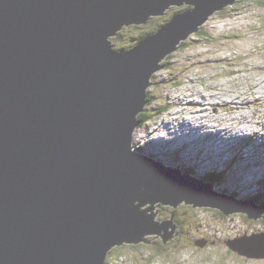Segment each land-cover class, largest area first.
<instances>
[{"label":"water","instance_id":"water-1","mask_svg":"<svg viewBox=\"0 0 264 264\" xmlns=\"http://www.w3.org/2000/svg\"><path fill=\"white\" fill-rule=\"evenodd\" d=\"M236 1L0 0V264H104L122 245L166 244L177 225L156 221L161 207L262 219L255 200L131 148L161 63ZM173 7L186 9L113 48ZM224 244L264 260V232Z\"/></svg>","mask_w":264,"mask_h":264},{"label":"rangeland","instance_id":"rangeland-1","mask_svg":"<svg viewBox=\"0 0 264 264\" xmlns=\"http://www.w3.org/2000/svg\"><path fill=\"white\" fill-rule=\"evenodd\" d=\"M240 1L215 12L200 27L203 35H190L162 62L163 68L152 77L145 110L155 116L160 105L168 109L134 131L131 148L143 155L153 152L152 158L164 166L191 169L199 179L213 171L220 175L214 184L209 182L216 191L237 200L257 197L264 203V5ZM162 21V17L153 20L143 31ZM138 34L124 28L120 37L112 38L116 39L113 48H131L130 39ZM188 114L192 115L184 117ZM176 117L178 134L183 133L179 142L192 139V146L174 152L179 145L172 142H178L177 137L165 143L154 134ZM184 206L158 210L156 221L169 220L173 212L177 236L169 242L162 244L157 238L154 247L113 248L104 264H264V260L241 258L224 244L264 232V216L254 222L245 215ZM204 237L212 244L197 247L194 242Z\"/></svg>","mask_w":264,"mask_h":264},{"label":"trees","instance_id":"trees-1","mask_svg":"<svg viewBox=\"0 0 264 264\" xmlns=\"http://www.w3.org/2000/svg\"><path fill=\"white\" fill-rule=\"evenodd\" d=\"M240 1V0H239ZM248 1H251V0H241L240 2H248ZM251 2H254V3H259V4H263L264 5V2H261V1H251ZM174 8V7H173ZM183 8H186V7H182L181 9L180 8H175L176 10L175 11H173V12H171L170 14L168 13V14H166L164 17H162V19H163V21L159 24V25H157L155 28H150L149 27V29H147L146 31H143L144 30V27H148V25H144V26H130L131 28H133V29H136V30H138V32L140 33V34H138V35H136V36H133V37H131V39H130V47H132V46H134L135 44H137L140 40H142L145 36H147V35H149V34H151L152 32H154V31H156L162 24H164V23H166L167 21H169V19L172 17V15H174V14H176V13H178L180 10H182ZM161 18V17H160ZM156 19H158V17H156V18H152V19H150V21L148 22V24L150 25V23L151 22H153V20H156ZM127 28H129V27H127ZM124 29V28H123ZM122 29V30H123ZM125 29H126V27H125ZM122 30L121 31H119L118 32V34L116 35V36H119V35H121V32H122ZM198 36H201V35H203L204 34V32L203 31H199L198 33H196ZM120 37V36H119ZM181 47H183V44L181 43ZM167 69H170L169 67H167ZM176 85L178 86V85H180V83H176ZM148 104H150V94H148V96H147V105ZM167 109H168V106L167 105H160L159 107H157L156 108V115L154 116L152 113H146V110L143 112V113H141L139 116H138V119L140 120V126H142V125H144V123L145 122H148V121H150V120H152L153 118H156L157 116H161V115H163V114H165L166 113V111H167ZM153 117V118H152ZM152 118V119H151ZM184 173H190L191 175H193V176H195L194 175V173H195V171H193V170H191V169H186V170H184L183 171ZM220 178V175L219 174H215V172L214 173H207V174H205L204 176H202L200 179H203L204 181H206V182H210V183H213L214 184V182H216V180H218ZM249 200H255L257 203H259V204H262V205H264V203H261L260 202V200H259V198H257V197H251ZM153 238V237H152ZM148 241L151 243V244H153L154 242H153V240H151V239H148ZM145 245V244H144ZM127 247H130L131 249H133V248H137L138 246H140V244H138V245H126ZM133 246H135V247H133ZM118 249V248H117ZM108 259H112V257H108Z\"/></svg>","mask_w":264,"mask_h":264},{"label":"bare ground","instance_id":"bare-ground-1","mask_svg":"<svg viewBox=\"0 0 264 264\" xmlns=\"http://www.w3.org/2000/svg\"><path fill=\"white\" fill-rule=\"evenodd\" d=\"M258 1H260V0H258ZM261 2H264V1H261ZM162 64V63H161ZM202 107V106H201ZM179 121V117H176V119H173V120H171V121H168L166 124L167 125H169L170 127H169V131H168V134H167V140H165L164 142L165 143H167L168 141L169 142H171V139H172V137H171V135L172 136H174V137H177L178 138V142H176V141H173L172 142V144H174V145H179L177 148H175L174 149V152H176L177 150H181V151H184V148H188V146H189V148H190V146H192L191 144H192V139H190V140H188V138H186L185 139V141L184 142H179V138L181 137V136H183V133H181V134H178V131H177V123L176 122H178ZM252 129V128H251ZM250 130V129H249ZM262 131H264V130H262ZM176 133H177V136H176ZM262 133H264V132H262ZM150 134H152V133H150ZM150 134H147V136L148 137H150ZM185 135V134H184ZM252 135V134H251ZM254 136V135H253ZM151 142V139H149V143ZM186 143V144H185ZM184 145V146H183ZM163 146H164V144H163ZM136 153H138L137 151H135ZM143 153H147V156H149V157H156L155 155H154V153H152V152H150V151H143ZM146 155V154H145ZM180 156V155H179ZM180 158L182 159V157L180 156ZM208 173H214L213 171H210V172H208ZM119 260V259H118Z\"/></svg>","mask_w":264,"mask_h":264},{"label":"flooded vegetation","instance_id":"flooded-vegetation-1","mask_svg":"<svg viewBox=\"0 0 264 264\" xmlns=\"http://www.w3.org/2000/svg\"><path fill=\"white\" fill-rule=\"evenodd\" d=\"M185 208H186V206H184ZM188 207V206H187ZM191 209H193V208H190V210ZM170 210V209H169ZM195 210V209H194ZM170 212H171V210H170ZM171 213H173V212H171ZM183 232V231H182ZM182 232H180V233H182ZM179 236V235H178ZM178 238V237H177ZM153 239H155V238H153ZM203 240L206 242V243H208L207 245H209L210 243H211V241H208V238H203ZM156 241H157V239H155V240H153V244H152V247H154V246H157V244H158V242L156 243ZM208 241V242H207ZM156 244V245H155ZM212 244V243H211ZM140 245H144V244H140Z\"/></svg>","mask_w":264,"mask_h":264}]
</instances>
